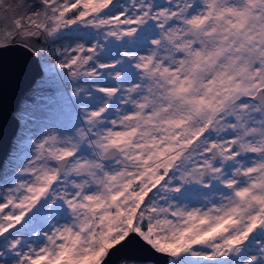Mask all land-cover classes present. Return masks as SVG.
Instances as JSON below:
<instances>
[{
  "label": "snow or ice",
  "instance_id": "1",
  "mask_svg": "<svg viewBox=\"0 0 264 264\" xmlns=\"http://www.w3.org/2000/svg\"><path fill=\"white\" fill-rule=\"evenodd\" d=\"M9 55L74 114L0 175V264H264V0H0Z\"/></svg>",
  "mask_w": 264,
  "mask_h": 264
},
{
  "label": "rangeland",
  "instance_id": "2",
  "mask_svg": "<svg viewBox=\"0 0 264 264\" xmlns=\"http://www.w3.org/2000/svg\"><path fill=\"white\" fill-rule=\"evenodd\" d=\"M44 79H47V75L44 76ZM42 87V76L40 75L19 100L14 111L18 126L0 166V175L9 173L15 163L19 162L23 147L20 140L21 137L27 136L28 128L49 121L68 120L74 114L72 106L66 98L62 95L53 96L50 93L42 92L40 91ZM26 112L27 114H25Z\"/></svg>",
  "mask_w": 264,
  "mask_h": 264
},
{
  "label": "water",
  "instance_id": "3",
  "mask_svg": "<svg viewBox=\"0 0 264 264\" xmlns=\"http://www.w3.org/2000/svg\"><path fill=\"white\" fill-rule=\"evenodd\" d=\"M40 73L34 64L12 55L0 61V166L18 126L14 111L23 93Z\"/></svg>",
  "mask_w": 264,
  "mask_h": 264
}]
</instances>
